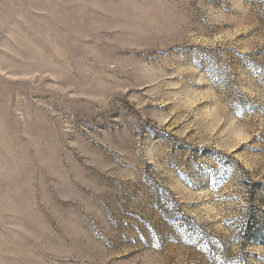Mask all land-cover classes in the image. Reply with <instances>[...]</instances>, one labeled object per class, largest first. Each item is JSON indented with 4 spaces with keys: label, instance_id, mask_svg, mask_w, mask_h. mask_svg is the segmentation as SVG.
Returning a JSON list of instances; mask_svg holds the SVG:
<instances>
[{
    "label": "rangeland",
    "instance_id": "1",
    "mask_svg": "<svg viewBox=\"0 0 264 264\" xmlns=\"http://www.w3.org/2000/svg\"><path fill=\"white\" fill-rule=\"evenodd\" d=\"M0 264H264V0H0Z\"/></svg>",
    "mask_w": 264,
    "mask_h": 264
}]
</instances>
